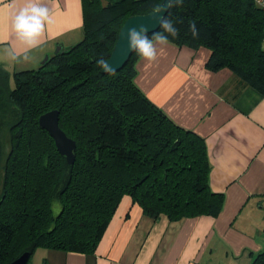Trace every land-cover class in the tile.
I'll return each mask as SVG.
<instances>
[{
  "label": "trees",
  "instance_id": "16d2710c",
  "mask_svg": "<svg viewBox=\"0 0 264 264\" xmlns=\"http://www.w3.org/2000/svg\"><path fill=\"white\" fill-rule=\"evenodd\" d=\"M161 4L83 0V36L77 43L36 68L0 67V264L25 251L29 264L39 247L94 252L125 195L153 219L221 211L223 195L209 184L205 139L174 122L139 88V55L134 51L120 70L108 73L96 62L109 57L128 16ZM166 13L179 29L171 43L208 48V69L228 68L264 95L262 5L183 0ZM189 21L196 23L195 35ZM53 109L59 110L60 128L76 143L72 164L38 124L39 116ZM4 125L9 133L5 157ZM249 264H264V249Z\"/></svg>",
  "mask_w": 264,
  "mask_h": 264
},
{
  "label": "crops",
  "instance_id": "0c3cea01",
  "mask_svg": "<svg viewBox=\"0 0 264 264\" xmlns=\"http://www.w3.org/2000/svg\"><path fill=\"white\" fill-rule=\"evenodd\" d=\"M23 2L0 0V67L8 71L36 68L83 36V0H43L56 13L41 37L43 51L35 63L11 62L3 50L19 43L4 6ZM162 47L154 61L138 57L135 82L174 122L205 139L221 211L153 219L125 195L94 252L39 247L29 264H249L264 249V95L228 68L208 69L204 46Z\"/></svg>",
  "mask_w": 264,
  "mask_h": 264
},
{
  "label": "clouds",
  "instance_id": "9594fccd",
  "mask_svg": "<svg viewBox=\"0 0 264 264\" xmlns=\"http://www.w3.org/2000/svg\"><path fill=\"white\" fill-rule=\"evenodd\" d=\"M182 3L183 0H166L169 9L178 7ZM4 7L11 17V26L19 43V47L7 46L3 50L4 57L16 64L35 63L38 59L37 54L44 48L41 37L44 36L46 29H50L55 23L56 13L43 0H24L22 5L8 4ZM158 11L162 9L158 8ZM189 29L195 35L197 31L195 21H189ZM178 32L179 29L171 13H165L159 19V29L151 35L147 26L143 24L128 27V47L146 60L154 61L159 51L163 50L162 46L167 45L170 39L176 38ZM96 62L105 72L115 70L103 57Z\"/></svg>",
  "mask_w": 264,
  "mask_h": 264
},
{
  "label": "water",
  "instance_id": "95a60500",
  "mask_svg": "<svg viewBox=\"0 0 264 264\" xmlns=\"http://www.w3.org/2000/svg\"><path fill=\"white\" fill-rule=\"evenodd\" d=\"M158 8L162 9V11H158ZM158 8L143 14H133L126 18L121 28L119 29L114 47L109 57L107 58L109 63L115 69L114 71L120 70L128 61L130 55L134 52L131 51L128 47V27L139 26L143 24L147 26L149 34L156 31L159 28L160 17L164 15L168 10L166 0H162V4ZM60 49L61 46H58L56 48V51H59ZM48 56L49 55H45L41 63H44L47 60ZM101 71L103 73H108L103 70ZM58 119L59 110L53 109L41 114L38 118V124L42 129H45L53 138L57 151L66 159L67 163L72 164L75 159L76 143L60 128ZM29 255L30 253L25 251L8 264H26Z\"/></svg>",
  "mask_w": 264,
  "mask_h": 264
},
{
  "label": "rangeland",
  "instance_id": "374dc122",
  "mask_svg": "<svg viewBox=\"0 0 264 264\" xmlns=\"http://www.w3.org/2000/svg\"><path fill=\"white\" fill-rule=\"evenodd\" d=\"M12 71L13 70H11V72ZM10 83L12 85V80L10 81ZM3 119H4V117H3ZM5 121H6V118H5ZM5 121H4V123H5ZM1 143H2L3 148H4L3 155L5 157V155L7 154L8 148H9V133H8V128L6 125H4L1 129ZM3 161H4V158H3ZM3 161H1V163H0V192H1V186H2V181H3V174H4L3 167H2ZM31 259H32V256L30 257V260Z\"/></svg>",
  "mask_w": 264,
  "mask_h": 264
},
{
  "label": "built area",
  "instance_id": "2783aa9c",
  "mask_svg": "<svg viewBox=\"0 0 264 264\" xmlns=\"http://www.w3.org/2000/svg\"><path fill=\"white\" fill-rule=\"evenodd\" d=\"M256 2L264 7V0H256Z\"/></svg>",
  "mask_w": 264,
  "mask_h": 264
}]
</instances>
